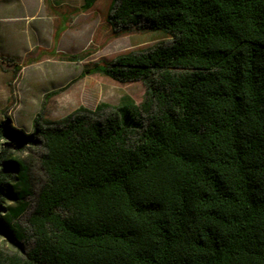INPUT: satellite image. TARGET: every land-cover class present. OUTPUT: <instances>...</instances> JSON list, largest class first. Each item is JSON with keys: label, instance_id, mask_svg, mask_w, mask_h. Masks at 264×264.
<instances>
[{"label": "trees", "instance_id": "16d2710c", "mask_svg": "<svg viewBox=\"0 0 264 264\" xmlns=\"http://www.w3.org/2000/svg\"><path fill=\"white\" fill-rule=\"evenodd\" d=\"M106 20L164 38L93 64L145 97L0 123V264H264V0H110Z\"/></svg>", "mask_w": 264, "mask_h": 264}, {"label": "rangeland", "instance_id": "374dc122", "mask_svg": "<svg viewBox=\"0 0 264 264\" xmlns=\"http://www.w3.org/2000/svg\"><path fill=\"white\" fill-rule=\"evenodd\" d=\"M82 3L0 0V123L31 134L39 112L43 119L59 120L79 107L94 110L101 102L143 101L144 81L119 82L94 71L93 64L164 38L147 29L116 34L106 20L110 0H98L88 10ZM11 149L29 164L38 185L41 147L25 143ZM0 247H10L1 230Z\"/></svg>", "mask_w": 264, "mask_h": 264}]
</instances>
